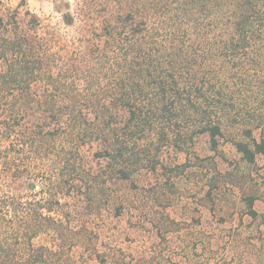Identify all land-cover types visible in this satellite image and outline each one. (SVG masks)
<instances>
[{
	"label": "trees",
	"instance_id": "obj_1",
	"mask_svg": "<svg viewBox=\"0 0 264 264\" xmlns=\"http://www.w3.org/2000/svg\"><path fill=\"white\" fill-rule=\"evenodd\" d=\"M90 2L53 26L0 0V264L115 261L87 218L201 136L264 160V0Z\"/></svg>",
	"mask_w": 264,
	"mask_h": 264
},
{
	"label": "rangeland",
	"instance_id": "obj_2",
	"mask_svg": "<svg viewBox=\"0 0 264 264\" xmlns=\"http://www.w3.org/2000/svg\"><path fill=\"white\" fill-rule=\"evenodd\" d=\"M1 1L23 13L28 9L44 24L62 23L55 0ZM90 1L65 0L74 15L90 8ZM227 139L218 151L207 136L188 155L165 151L168 167L187 165L182 174L160 169L142 173L136 186H116L128 206L117 216L105 204L101 216L87 218L100 250L116 259L106 264H264V160L248 165ZM211 185L217 188L208 196ZM248 195L258 197L256 219L247 215Z\"/></svg>",
	"mask_w": 264,
	"mask_h": 264
}]
</instances>
